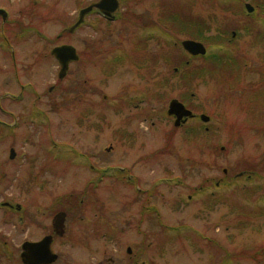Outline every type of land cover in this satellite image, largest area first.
I'll use <instances>...</instances> for the list:
<instances>
[{"label":"rangeland","instance_id":"1","mask_svg":"<svg viewBox=\"0 0 264 264\" xmlns=\"http://www.w3.org/2000/svg\"><path fill=\"white\" fill-rule=\"evenodd\" d=\"M99 1L0 0V264L63 211L56 264H264V0H119L120 20L69 33ZM62 44L82 61L59 80ZM25 84L40 97L9 96ZM174 99L196 112L184 126Z\"/></svg>","mask_w":264,"mask_h":264},{"label":"water","instance_id":"2","mask_svg":"<svg viewBox=\"0 0 264 264\" xmlns=\"http://www.w3.org/2000/svg\"><path fill=\"white\" fill-rule=\"evenodd\" d=\"M94 8L99 9L106 17L112 18L113 13L119 8L118 0H100L97 3H94L80 12V17L78 22L73 26L69 31L72 32L76 27H78L83 21L85 16L90 13ZM0 15L3 16L4 20L8 17V14L5 10L0 9ZM184 49L188 51L192 55H200L205 54L206 50L201 43L187 40L182 43ZM52 55L57 59L61 66L60 79H63L69 69V64L72 61L78 59V54L76 48L72 45H62L55 47L52 50ZM169 115H174L177 117V121L175 123L176 126L180 125V121L184 117H192V112L188 110L179 100L174 99L170 103ZM203 119L205 116H202ZM15 156V151L11 150V158L13 159ZM65 219L66 213L60 212L54 218L53 225L55 228V232L58 235H63L65 232ZM53 238L51 236L45 237L43 240L39 242H25L22 245V261L24 264H47L52 263L57 256L52 253L51 245Z\"/></svg>","mask_w":264,"mask_h":264},{"label":"flooded vegetation","instance_id":"3","mask_svg":"<svg viewBox=\"0 0 264 264\" xmlns=\"http://www.w3.org/2000/svg\"><path fill=\"white\" fill-rule=\"evenodd\" d=\"M249 4V3H248ZM248 4H246L245 5V7H247L246 9L248 10ZM255 10V9H254ZM254 10H253V12H254ZM252 12V13H253ZM252 13H248V14H252ZM247 17H250V15H247ZM2 18V17H1ZM123 18H124V14H123ZM251 18V17H250ZM118 20H120V19H118V18H115V20L114 21H112V22H115V21H118ZM2 21H4L3 20V18H2ZM111 22V23H112ZM79 28V27H78ZM259 30V29H258ZM262 28H260V34L261 35H263L264 36V33L262 32ZM264 31V30H263ZM75 32V31H74ZM236 35H237V33L236 32H233L232 33V37L234 38V37H236ZM61 37V36H60ZM193 41V40H192ZM195 42H198V43H201V42H199V41H196L195 40ZM65 44V43H64ZM64 44H62V45H64ZM201 44H203V43H201ZM217 47H219V48H221L222 50H226L227 48V46L225 45V43H217ZM208 46V45H207ZM214 46H216V45H214ZM7 47V48H6ZM204 47L205 48H207L206 47V45H204ZM208 47H210V45L208 46ZM9 49L10 48V53H11V57H12V59H13V61H15L14 63V65H13V67H14V72L16 73V75H15V78H16V80L19 82L20 80H18V76H17V73H18V71H17V62H16V58H15V56H16V51L14 50V48L13 47H11V45L9 46L8 45V42L7 43H5L4 42V49ZM76 50H77V54H78V59L76 60V61H73V62H71L70 64H69V70H70V67H71V65L72 64H77V63H79V62H81L82 61V52H79L78 51V49L76 48ZM115 52H119V50L117 49ZM224 53H226V52H221V54H224ZM221 54H219V56L221 55ZM188 55L190 56L189 58H190V60L189 61H198V60H204V59H206V58H203V57H201V55H192V54H190V53H188ZM118 58H117V61L116 62H118V61H120V64L122 63H124L125 62V48H122V53H121V56H117ZM115 59V58H114ZM59 64V63H58ZM60 66V65H59ZM69 70H68V72H69ZM174 70H176L177 71V68H174ZM60 72H61V66H60ZM60 72H59V74H58V78H59V80H63L66 76H67V74H68V72H67V74H66V76L63 78V79H60V77H59V75H60ZM59 88L61 87L60 85L58 86ZM34 88H33V86H32V84H25V85H21V88H20V93L17 95V96H15V95H9V96H11V97H15V98H19V99H23L24 98V96L26 97L27 95H29V96H32L33 94L34 95H37L38 93H37V91H35V89L33 90ZM57 89V88H56ZM56 89H54L53 87L52 88H50V92H52L53 90H56ZM27 94V95H26ZM32 94V95H31ZM256 95L258 94V95H260L261 93H260V91L257 89V91H256V93H255ZM264 94V93H263ZM261 97H264L263 95H260ZM37 97L39 98L40 97V95H37ZM262 101H264V100H262ZM32 106H37V105H33L32 104ZM189 109V108H188ZM189 110H191V109H189ZM191 111H193V110H191ZM193 113L195 114V116H196V112H194L193 111ZM200 115V114H199ZM172 118H174V123H176V121H177V117L176 116H174V115H172ZM191 119H193V118H186V117H184L181 121H180V125L181 126H184L189 120H191ZM179 125V126H180ZM176 127H178V126H176ZM206 129H207V127H206ZM88 157V156H87ZM89 158V157H88ZM91 158H89V160H90ZM91 167V166H90ZM95 169L96 168H91L90 169V171L91 172H93V171H95ZM120 171H123L124 173H125V168H122ZM122 172V173H123ZM125 175V174H124ZM123 175V176H124ZM252 177V176H251ZM250 177V178H251ZM118 182H120V180H118ZM92 188L93 189H98V187L100 186L99 184H97V180L95 179V181L93 180L92 181ZM9 206H10V204H9ZM20 207V206H19ZM18 207V208H19ZM41 211V210H40ZM64 212V211H63ZM64 213H66V212H64ZM54 218H55V216L53 217V219H52V222H51V226H52V228H51V231H52V233H49V234H47V235H45V236H43L40 240H35V241H29V242H39V241H41V240H43L45 237H49V236H51L52 238H53V240H52V245H51V249H52V246H53V244H54V242H55V238H62L64 235H65V232H64V234L63 235H58V234H56V232H55V228H54V225H53V221H54ZM66 220H67V213H66V219H65V224H64V227H66ZM66 230V229H65ZM51 231H49V232H51ZM52 251H53V249H52ZM54 252V251H53ZM22 253V252H21ZM55 253V252H54ZM55 255L57 256V258L52 262V263H47V264H56L57 262H58V259H59V255L57 254V253H55ZM20 259L22 260V258H21V254H20ZM22 262V261H21ZM23 264V263H22Z\"/></svg>","mask_w":264,"mask_h":264},{"label":"trees","instance_id":"4","mask_svg":"<svg viewBox=\"0 0 264 264\" xmlns=\"http://www.w3.org/2000/svg\"><path fill=\"white\" fill-rule=\"evenodd\" d=\"M123 15V14H122ZM121 18L123 19V16H121ZM149 27H145L144 29L146 30V29H148ZM164 32V31H163ZM165 33V32H164ZM166 34V33H165ZM179 66V65H178ZM177 65L176 66H173V67H175V68H177L178 70H179V67H178Z\"/></svg>","mask_w":264,"mask_h":264}]
</instances>
